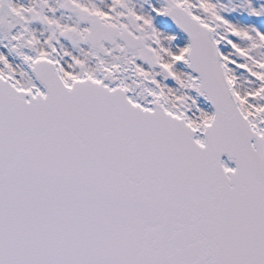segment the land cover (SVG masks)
<instances>
[{"label":"snow or ice","instance_id":"6c2138e0","mask_svg":"<svg viewBox=\"0 0 264 264\" xmlns=\"http://www.w3.org/2000/svg\"><path fill=\"white\" fill-rule=\"evenodd\" d=\"M0 264H264V0H0Z\"/></svg>","mask_w":264,"mask_h":264}]
</instances>
